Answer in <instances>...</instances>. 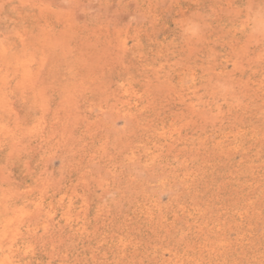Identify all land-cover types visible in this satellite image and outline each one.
<instances>
[{
    "label": "rangeland",
    "instance_id": "1",
    "mask_svg": "<svg viewBox=\"0 0 264 264\" xmlns=\"http://www.w3.org/2000/svg\"><path fill=\"white\" fill-rule=\"evenodd\" d=\"M0 255L264 264V0H0Z\"/></svg>",
    "mask_w": 264,
    "mask_h": 264
},
{
    "label": "bare ground",
    "instance_id": "2",
    "mask_svg": "<svg viewBox=\"0 0 264 264\" xmlns=\"http://www.w3.org/2000/svg\"><path fill=\"white\" fill-rule=\"evenodd\" d=\"M47 35H48V34H47ZM44 36H45V35H44ZM107 45H108V43H107ZM105 47H106V46H105ZM113 48H114V47H113ZM117 54H118V53H117ZM96 56H97V55H96ZM102 57H103V56H102ZM121 57H122V56H121ZM97 58H98V57H97ZM101 64H102V63H101ZM42 66H43V65H42ZM103 67H104V66H103ZM144 68H145V67H144ZM12 70H13V69H12ZM38 71H39V70H38ZM22 72H23V69H22ZM155 75H156V74H155ZM28 78H30L29 80H31V77H28ZM32 79H33V78H32ZM34 79H36V78L34 77ZM34 79H33V80H34ZM3 82H4V81H3ZM34 83H35V82H34ZM34 83H33V84H34ZM20 84H21V83H20ZM33 84H32V85H33ZM65 86H66V85H65ZM63 87H64V86H63ZM198 87H199V86H198ZM29 88H30V87H29ZM6 89H7V88H6ZM68 90H70V88H69ZM79 90H80V89H79ZM44 92H45V91H44ZM171 92H173V91L171 90ZM173 94H174V92H173ZM176 95H177V94H176ZM69 98H70V97H69ZM69 100H70V99H69ZM65 103H66V102H65ZM166 104H167V103H166ZM65 105H66V104H65ZM8 106H9V105H8ZM69 106H70V105H69ZM10 107H11V106H10ZM70 107H71V106H70ZM57 110H58V109H57ZM42 111H45V110L41 109V114H42ZM9 112H10V111H9ZM56 112H57V111H56ZM43 113L46 114L45 112H43ZM156 113H157V112H156ZM13 114H14V113H13ZM67 114H68V113H67ZM73 115H74V114H73ZM27 116H28V115H27ZM42 116H43V115H42ZM83 116H84V115H83ZM24 117H25V116H24ZM40 117H41V116H40ZM63 117H64V116H63ZM69 117H70V116H69ZM41 118H42V117H41ZM39 119H40V118H39ZM41 120L43 121V118H42ZM40 122H41V121H40ZM71 123H72V122H71ZM52 124H53V123H52ZM66 125H67V124H66ZM89 125H90V124H89ZM60 127H61V126H60ZM96 127H97V126H96ZM136 127H137V126H136ZM69 128H70V127H69ZM70 129H71V128H70ZM66 130H67V129H66ZM172 130H173V129H172ZM70 131H71V130H70ZM70 131H69V132H70ZM37 132H38V131H37ZM37 132H36V133H37ZM155 132H156V131H155ZM4 133H5V132H4ZM6 134H7V132H6ZM65 137H66V136H65ZM62 138H63V137H62ZM64 139H65V138H64ZM17 140H18V139H17ZM17 143H18V142H17ZM17 143H15V144H17ZM13 144H14V143H13ZM167 144H168V143H167ZM124 145H126V144H124ZM124 145H123V146H124ZM168 145H169V144H168ZM170 145H171V144H170ZM12 146H13V145H12ZM101 147H102V146H101ZM20 148H21V147H20ZM214 148H215V147H214ZM212 149H213V148H212ZM18 150H21V149H18ZM101 151H102V150H101ZM103 153H105V152H103ZM160 154H161V153H160ZM193 154H194V153H193ZM91 155H92V154H91ZM108 155H109V154H108ZM133 155H134V154H133ZM99 156H101V155H99ZM109 156H110V155H109ZM155 156H156V155H155ZM91 157H92V156H91ZM190 157H191V156H190ZM202 158H203V157H202ZM179 163H180V162H179ZM27 167H28V166H27ZM97 167H98V166H97ZM105 170H106V169H105ZM43 171H44V170H43ZM102 171H103V170H102ZM39 174H40V173H39ZM96 174H97V173H96ZM98 174H99V172H98ZM98 174H97V175H98ZM228 174H229V173H228ZM61 177H62V176H61ZM61 177H60V178H61ZM58 178H59V177H58ZM58 178H57V179H58ZM46 179H47V178H46ZM88 179H89V178H88ZM100 179H101V178H100ZM95 181H96V180H95ZM47 182H48V181H47ZM57 182H58V181H57ZM75 182H76V181H75ZM58 183H59V182H58ZM101 184H102V183H101ZM40 185H41V184H40ZM45 185H46V184H45ZM48 185H50V184H48ZM73 185H74V184H73ZM172 185H173V184H172ZM58 186H59V185H58ZM58 188H59V187H58ZM73 189H74V188H73ZM7 191H8V190H7ZM71 191H72V190H71ZM73 191H74V190H73ZM18 193H19V192H18ZM20 193H21V192H20ZM19 195H20V194H19ZM141 196H142V195H141ZM260 196H261V195H260ZM9 198H10V197H9ZM4 200H6V199H4ZM1 204H2V203H1ZM258 204H259V203H258ZM8 207H9V205H8ZM252 208H253V207H252ZM37 209H38V208H37ZM63 210H64V209H63ZM12 211H13V210H12ZM23 215H24V214H23ZM67 215H68V214H67ZM157 215H158V214H157ZM30 218H31V214H30ZM34 218H35V216L33 217V219H34ZM36 218H37V216H36ZM176 219H177V218H176ZM28 221H29V220H28ZM32 221H33V220H32ZM19 222H20V221H19ZM35 222H36V221H35ZM13 223H14V222H13ZM45 223H46V222H45ZM16 224H17V223H16ZM31 224H32V223H31ZM47 225H48V224H47ZM27 226H28V225H27ZM46 227H47V226H46ZM227 227H228V226H227ZM68 228H69V227H68ZM228 228H229V227H228ZM131 230H132V229H131ZM13 231H14V230H13ZM18 231H19V230H18ZM16 232H17V230H16ZM80 232H81V231H80ZM196 232H197V231H196ZM13 233H14V232H13ZM17 234H18V233H17ZM7 235H8V234H7ZM12 235H13V234H12ZM203 236H204V234H203ZM17 237H18V236H17ZM178 237H179V236H178ZM10 238H13V237H10ZM180 238H181V237H180ZM203 239H204V238H203ZM176 240H178V239L176 238ZM1 241H4V240H1ZM8 241H9V240H7V242H8ZM14 241H15V240H14ZM61 241H62V240H61ZM171 241H172V240H171ZM7 242H6V244H7ZM10 242H11V240H10ZM19 242H20V241H19ZM1 243H4V242H1ZM17 243H18V242H17ZM35 243H36V242H35ZM37 243H38V242H37ZM165 243H167V242H165ZM4 244H5V243H4ZM6 244H5V245H6ZM13 244H14V242H13ZM13 244H12V245H13ZM19 244H20V243H19ZM7 245H8V244H7ZM7 245H6V246H7ZM12 245H11V246H12ZM56 245H57V244H56ZM6 246H5V247H6ZM8 246H9V245H8ZM57 246H58V245H57ZM9 247H10V246H9ZM11 248H12V247H11ZM79 248H80V247H79ZM6 249H9V248H6ZM6 249H5V250H6ZM15 249H16V248H15ZM24 249H25V248H24ZM174 249H175V247H174ZM10 250H11V249H10ZM2 251H3V250H2ZM12 251H13V250H12ZM16 251H19V250H16ZM16 251H15V252H16ZM10 253H11V252H10ZM10 253H9V254H10ZM12 253H13V252H12ZM17 253H18V252H17ZM1 254H2V253H1ZM0 256H1V255H0ZM13 256H14V255H13ZM19 256H20V255H19ZM130 256H131V255H130ZM3 257H4V256H3ZM7 257H8V256H7ZM10 257H11V256H10ZM17 257H18V256H17ZM17 257H15V258H17ZM50 257H51V256H50ZM72 257H73V256H72ZM15 258H14V259H15ZM19 258H21V257H19ZM19 258H18V259H19ZM129 258H130V257H129ZM5 259H6V258H5ZM22 259H23V258H22ZM22 259H21L20 261H22ZM49 260H50V259H49ZM165 260H166V258H165ZM0 261H1V260H0ZM13 261H14V260H13ZM13 261H12V262H13ZM17 261H18V260H17ZM130 261H131V260H130ZM153 262H154V261H153ZM166 262H167V260H166ZM6 263H7V262H6ZM88 263H89V262H88ZM8 264H11V263L9 262ZM15 264H16V263H15ZM20 264H21V263H20Z\"/></svg>",
    "mask_w": 264,
    "mask_h": 264
}]
</instances>
